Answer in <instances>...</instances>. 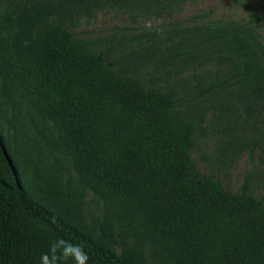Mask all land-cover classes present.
Instances as JSON below:
<instances>
[{
	"label": "trees",
	"instance_id": "1",
	"mask_svg": "<svg viewBox=\"0 0 264 264\" xmlns=\"http://www.w3.org/2000/svg\"><path fill=\"white\" fill-rule=\"evenodd\" d=\"M18 6L0 12V264H40L58 235L90 264H264L262 202L196 168L172 95L113 69L50 4ZM209 32L264 93L258 38ZM84 191L109 217L98 229Z\"/></svg>",
	"mask_w": 264,
	"mask_h": 264
},
{
	"label": "rangeland",
	"instance_id": "2",
	"mask_svg": "<svg viewBox=\"0 0 264 264\" xmlns=\"http://www.w3.org/2000/svg\"><path fill=\"white\" fill-rule=\"evenodd\" d=\"M24 2L50 4L52 23L113 69L171 94L194 126L196 168L234 194L245 188L264 206V93L242 77L241 60L209 32H251L264 45V0H0V12ZM50 165L66 172L62 163ZM82 211L89 227L109 220L88 191Z\"/></svg>",
	"mask_w": 264,
	"mask_h": 264
},
{
	"label": "clouds",
	"instance_id": "3",
	"mask_svg": "<svg viewBox=\"0 0 264 264\" xmlns=\"http://www.w3.org/2000/svg\"><path fill=\"white\" fill-rule=\"evenodd\" d=\"M90 264L89 254L79 243L58 235L40 255V264Z\"/></svg>",
	"mask_w": 264,
	"mask_h": 264
}]
</instances>
